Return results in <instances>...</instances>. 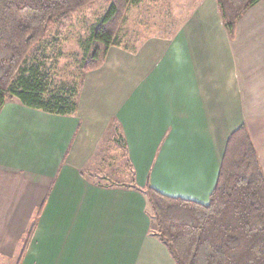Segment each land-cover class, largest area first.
I'll return each instance as SVG.
<instances>
[{"label":"crops","instance_id":"1","mask_svg":"<svg viewBox=\"0 0 264 264\" xmlns=\"http://www.w3.org/2000/svg\"><path fill=\"white\" fill-rule=\"evenodd\" d=\"M189 2L194 8L179 28L141 45L147 75L104 73L84 99L120 126L138 186L147 181L162 194L205 204L226 139L242 122L264 173V0L243 14L232 38L215 0ZM125 48L108 53L136 51ZM82 127L75 113L50 114L16 99L1 107L0 256L17 254V263L19 240L40 208L20 264H175L149 235L138 191L81 176Z\"/></svg>","mask_w":264,"mask_h":264},{"label":"trees","instance_id":"2","mask_svg":"<svg viewBox=\"0 0 264 264\" xmlns=\"http://www.w3.org/2000/svg\"><path fill=\"white\" fill-rule=\"evenodd\" d=\"M95 0H0V109L8 99L56 115L76 111V90L68 95L46 96L47 72L34 47L54 27L59 34L73 15ZM137 0H110L83 45L80 70L99 69L111 47L121 45L127 9ZM259 0H215L223 26L232 38L238 20ZM36 61L24 67L28 57ZM34 61V62H35ZM110 143L120 157L128 158L127 144L117 122L110 124ZM129 167H131L127 159ZM132 170V169H131ZM81 176L85 177L80 171ZM133 174V172H132ZM95 186L138 191L145 202L149 235L167 249L175 264H264V173L245 123L228 135L215 185L207 203L162 194L146 181L139 187L113 180L107 184L85 177ZM40 208L19 240L20 264L35 233Z\"/></svg>","mask_w":264,"mask_h":264},{"label":"rangeland","instance_id":"3","mask_svg":"<svg viewBox=\"0 0 264 264\" xmlns=\"http://www.w3.org/2000/svg\"><path fill=\"white\" fill-rule=\"evenodd\" d=\"M189 1L137 0L130 5L122 25L120 46L124 50L126 46L136 48V51L134 54H127L123 49H112L108 53V62L104 64V67L102 64L94 71L84 73L80 70L79 66L84 57L83 45L91 27L97 24L105 14L110 0H95L73 15L63 31L57 34L56 29L52 27L46 38L34 47L33 56L43 57L42 65L39 62L41 73L47 72L48 75L46 96L50 94L68 95L70 86L76 90V97H71V100L76 102L75 116L77 117L78 114V118L83 123L81 137L85 145V165H81V170L85 177L102 184L113 180L125 184L131 182L134 174L133 164L129 157H120L119 151L112 147L110 143L111 123L106 122L107 119L100 115L98 108L87 106L84 96L86 98L89 89H92V84H99V79L104 73L116 77L147 75L141 70L143 66L141 59L144 54L141 45L148 39L157 40L160 34H171V31L179 28L189 11L194 8ZM34 61L29 56L24 67H30L36 63ZM131 66L134 67L133 71ZM127 159L131 167L127 166ZM19 173L24 175L21 171ZM29 186L30 182H25L22 190ZM4 230V223H1L0 236ZM16 256L17 254L12 259L0 256V264H14Z\"/></svg>","mask_w":264,"mask_h":264}]
</instances>
